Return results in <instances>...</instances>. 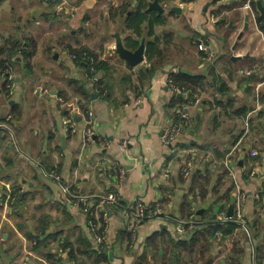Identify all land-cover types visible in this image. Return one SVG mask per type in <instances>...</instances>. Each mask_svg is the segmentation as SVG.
Listing matches in <instances>:
<instances>
[{
	"label": "crops",
	"instance_id": "crops-1",
	"mask_svg": "<svg viewBox=\"0 0 264 264\" xmlns=\"http://www.w3.org/2000/svg\"><path fill=\"white\" fill-rule=\"evenodd\" d=\"M68 1L71 13L48 0H0V46L14 39L27 52L13 62L11 96L0 73V126L10 128L0 127V264H264V19L256 0L253 15L243 6L247 0ZM100 3L116 29L106 23L110 34L89 26ZM248 13V30L232 50ZM144 14L138 35L126 21ZM154 38L164 63L152 70L146 45ZM118 40L130 51L142 46L141 62L129 64ZM199 42L208 44L210 59ZM81 48L104 67L91 71L70 58ZM180 73L207 76L194 100L167 87ZM175 95L190 120L165 145L161 134ZM87 110L94 134L82 147ZM228 158L233 177L224 166ZM188 160L193 171L184 176ZM115 162L125 170L121 178L112 174ZM62 186L76 195H118L117 204L106 206L105 246L95 248L86 212L63 199ZM238 192L246 195L244 216L259 256L240 229L225 240L205 226L177 231L191 211L201 222L227 213ZM156 203L160 211L138 224L130 246L138 206ZM236 245L242 252L235 260L228 254Z\"/></svg>",
	"mask_w": 264,
	"mask_h": 264
},
{
	"label": "built area",
	"instance_id": "built-area-1",
	"mask_svg": "<svg viewBox=\"0 0 264 264\" xmlns=\"http://www.w3.org/2000/svg\"><path fill=\"white\" fill-rule=\"evenodd\" d=\"M49 1V0H48ZM254 0H247L243 5L247 8L250 13L253 15V3ZM51 3H55L57 8L60 11H64L66 13H71L72 7H70L68 0H51ZM67 8L69 11H67ZM198 48L207 53L208 59L212 57V52L205 42H199ZM70 58H78L80 57L85 63H88L90 66V70L93 71L95 68L93 67L94 58L92 55L88 54V51L83 50L77 55L75 52H71L69 54ZM13 59V58H12ZM1 76L3 80V86L6 94L8 96L12 95L16 86V81L14 79L13 67L9 64L1 71ZM167 87L170 88L173 94H182V88H179L174 84L171 78L166 80ZM94 114L92 110H87L85 114V124L86 127L83 130L82 134V147L90 140H92L94 134ZM190 120V114L187 111L185 106L176 105L172 108L171 114L165 123L162 134H161V142L165 145L173 144L176 142L184 133L187 124ZM71 118L65 117L64 124H70ZM5 129H10L7 125H1ZM120 148L122 150L126 149V142L123 141L120 143ZM253 155L256 152L252 153ZM192 160L186 161L184 167L182 168V174L184 176H190L193 171ZM224 166L229 174V176L233 177V168L230 163V159H226L224 161ZM112 174L118 177H123L125 174L124 168L115 162L113 164ZM165 175L167 173L165 172ZM63 199L66 202H72L80 204L82 209L86 212L88 218V224L90 230L93 235L95 248L100 249L102 246L107 244L106 237L104 235V230L106 228V222L108 220V206L109 204H117L119 197L115 192H110L106 195H81L74 194L71 192L68 186H62ZM256 197H258L256 195ZM246 200V195L238 192L233 199V212L231 216H227L226 212H221L219 216L212 220L211 223L223 225L225 223H233L237 227L236 229H240L243 232V236L249 241L251 245V252L253 256H255V242L252 235L251 228L244 216V203ZM161 205L160 203H156L155 207L152 209H147L143 206H138L135 211L134 217L132 221L129 223L130 230V246L136 240V231L138 228V224L140 222H144L150 220L155 214L160 211ZM200 223L197 219V215L195 211H191L187 218L178 220L177 223V231L188 232L192 229H195L197 225ZM209 221H204L203 224H209ZM214 235L217 240H221L224 236L221 230H217L214 232ZM32 244H36V239H31ZM68 250V249H64Z\"/></svg>",
	"mask_w": 264,
	"mask_h": 264
},
{
	"label": "trees",
	"instance_id": "trees-1",
	"mask_svg": "<svg viewBox=\"0 0 264 264\" xmlns=\"http://www.w3.org/2000/svg\"><path fill=\"white\" fill-rule=\"evenodd\" d=\"M49 1L51 2V0H49ZM252 3L254 5V2H252ZM125 7L122 8V13H124ZM144 19H146L145 14L144 15H137V17H134V18L128 17L126 24L128 27H134V32L136 34L140 35L139 26ZM258 19L260 21H262L261 18H258ZM158 20L161 21V18L159 17ZM152 27H153V23L151 24V29H152ZM134 42L136 43V44L134 43V47H136L138 42L137 41H134ZM156 43H158V40L156 38H154L152 41L148 42L146 45V55H147V59L150 61V64H149L150 67L149 68L152 70L164 63V60L162 59L163 56L161 57L164 50L163 49L157 50L156 49ZM81 50H86V49L81 48V49H77V50L74 49L71 51L75 52L77 55H79V52ZM21 52L27 53L23 47V44L21 42L15 41L14 39L9 40L4 45H1L0 46V73L7 66V64H9L13 67V62L17 60L18 55ZM88 54L92 55L94 58L93 67L95 69H97V67H99V68L104 67L103 62L97 61V58L95 57V55L93 53L88 52ZM78 58H80V57H78ZM165 59H168V56L165 55ZM169 78L172 79V81L174 82V84L176 86H178L179 88H182V93L183 92L187 93L188 100H194L199 94V89H201L204 86V83L207 79V76L203 73H180L178 76L172 75ZM100 83L101 82H98L97 86H100ZM80 87L81 86H79L78 88H80ZM79 94L81 96H84V97H86V95L89 96V93L86 91L84 93L83 91L79 90ZM183 102H184V100L180 96H178V95L174 96L173 103H177L176 105H182ZM79 106L83 107V104L80 103ZM182 106H184V105H182ZM229 190H231V187L229 188ZM225 195H227V198H229V192L228 191L225 193ZM152 207L154 208V206H151V208ZM203 223L204 222L200 221V223L197 226H205L206 229L208 230L209 235L211 234L212 236H215L214 235L215 231L221 230L224 234L223 240L226 239L225 236H227L228 234H231L237 227L233 223H225L223 225L213 224L211 222L209 224H203ZM195 229H192L191 231H194ZM32 238L37 239L36 235L32 236L31 239ZM239 239H241V237ZM237 241L238 240H236L235 242L237 243ZM255 248H256V257H257V256H259V249L260 248L258 246H255ZM63 249H68L67 254L69 255L70 259H73L72 254L74 251L70 247V245L64 244ZM241 252H242V249H240L236 245L230 250L228 257L236 260L240 256Z\"/></svg>",
	"mask_w": 264,
	"mask_h": 264
},
{
	"label": "water",
	"instance_id": "water-1",
	"mask_svg": "<svg viewBox=\"0 0 264 264\" xmlns=\"http://www.w3.org/2000/svg\"><path fill=\"white\" fill-rule=\"evenodd\" d=\"M256 5L258 10L260 11V17L264 19V3L261 2V0H256ZM154 6L159 8V11H162V8L157 4V2L154 3ZM250 14L245 15V23L243 26V29L238 33L237 40L232 45L231 49L234 50L238 44V39H240L244 33L245 30H248V20H249ZM117 49L120 52L121 56L125 58L129 64L136 65L143 59V47L139 46L135 51H130L126 49L124 46L120 44V40L117 41ZM233 205L229 206V209L227 211V216L232 215ZM162 215V214H161Z\"/></svg>",
	"mask_w": 264,
	"mask_h": 264
},
{
	"label": "rangeland",
	"instance_id": "rangeland-1",
	"mask_svg": "<svg viewBox=\"0 0 264 264\" xmlns=\"http://www.w3.org/2000/svg\"><path fill=\"white\" fill-rule=\"evenodd\" d=\"M69 2V1H68ZM74 4V3H73ZM73 4H71V2H70V7L72 6V7H74V5ZM101 4V6H102V3H100ZM99 7V10L98 11H96L95 12V14H94V17H95V22L93 23V24H91V25H89V26H93V29L95 30V29H97V30H99V31H104V32H107L108 34H110L108 31L109 30H111L110 28H108V27H106L105 25H106V23H107V25L108 26H112V31H115L116 29H115V26L113 25V24H111L108 20H107V17H108V13H107V7H105V6H102V7H100V6H98ZM109 14H111L112 15V10L111 11H109ZM109 18V17H108ZM110 19V18H109ZM106 20H107V22H106ZM113 40V39H112ZM109 43H111V42H109ZM110 45H112V43L110 44ZM114 45V44H113ZM81 51H83V50H81ZM80 51V52H81ZM87 51V50H86ZM79 52V53H80ZM71 53V52H70ZM69 53V54H70ZM15 73V72H14ZM13 73V74H14ZM11 96V95H10ZM33 239V238H32ZM135 242H136V240L134 241V243L132 244V247L135 245ZM69 248V247H68ZM63 252L65 253V252H67V250H64L63 249ZM62 252V249L59 251V256L63 253Z\"/></svg>",
	"mask_w": 264,
	"mask_h": 264
}]
</instances>
